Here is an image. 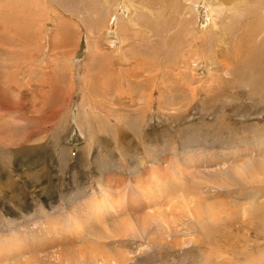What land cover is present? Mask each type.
<instances>
[{
	"label": "rangeland",
	"instance_id": "rangeland-1",
	"mask_svg": "<svg viewBox=\"0 0 264 264\" xmlns=\"http://www.w3.org/2000/svg\"><path fill=\"white\" fill-rule=\"evenodd\" d=\"M0 114V264H264V0H0Z\"/></svg>",
	"mask_w": 264,
	"mask_h": 264
},
{
	"label": "crops",
	"instance_id": "crops-1",
	"mask_svg": "<svg viewBox=\"0 0 264 264\" xmlns=\"http://www.w3.org/2000/svg\"><path fill=\"white\" fill-rule=\"evenodd\" d=\"M1 116H3V115H1ZM3 117H7V116L4 115ZM9 118L13 119L12 121H10L12 125L9 128H5L6 126H4L2 124V122H0V144L4 147V149H3L4 151H7L12 146L20 145V143L22 141V139L19 138L18 133H12L13 129H15V131L19 129V127L21 126V121L17 123L16 122L17 121L16 119H18L17 117L11 116ZM60 170H61V168H60ZM57 198H58V196H57Z\"/></svg>",
	"mask_w": 264,
	"mask_h": 264
},
{
	"label": "bare ground",
	"instance_id": "bare-ground-1",
	"mask_svg": "<svg viewBox=\"0 0 264 264\" xmlns=\"http://www.w3.org/2000/svg\"><path fill=\"white\" fill-rule=\"evenodd\" d=\"M126 3V2H125ZM11 4V3H10ZM258 33V32H257ZM258 36H260V35H258ZM253 43V42H252ZM239 54V53H238ZM241 54V53H240ZM258 54V53H257ZM264 168H261L260 170H263ZM240 171H241V168L240 167H237L236 169H235V172H238L239 173V176L241 177V175H240ZM237 173V174H238ZM236 174V173H235ZM245 176V175H244ZM102 208H100V209H98L97 211H99V210H101ZM106 211V210H105Z\"/></svg>",
	"mask_w": 264,
	"mask_h": 264
}]
</instances>
